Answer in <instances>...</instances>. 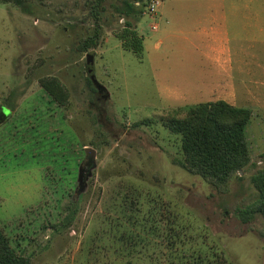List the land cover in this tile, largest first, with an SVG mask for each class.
Instances as JSON below:
<instances>
[{"label": "rangeland", "instance_id": "obj_1", "mask_svg": "<svg viewBox=\"0 0 264 264\" xmlns=\"http://www.w3.org/2000/svg\"><path fill=\"white\" fill-rule=\"evenodd\" d=\"M30 1L26 14L0 0V227L15 252L28 264H185L193 251L264 264V216H237L257 197L250 176L264 166V0H98L96 15L93 0ZM124 1L141 14L116 11ZM159 4L171 8L167 25ZM209 8L224 15L215 28L229 41L255 39L247 83L263 82L260 105L240 101L253 105L250 160L225 186L185 167L170 129L172 118L233 83H220L211 58L192 49ZM125 19L141 37L140 54L116 36ZM51 80L61 101L41 83ZM85 147L96 153L83 173Z\"/></svg>", "mask_w": 264, "mask_h": 264}, {"label": "trees", "instance_id": "obj_2", "mask_svg": "<svg viewBox=\"0 0 264 264\" xmlns=\"http://www.w3.org/2000/svg\"><path fill=\"white\" fill-rule=\"evenodd\" d=\"M12 2L26 13H32L30 0H1ZM145 5L144 0H135ZM98 0H93L91 7L97 14ZM116 11L124 16L141 14L142 7L135 8L129 1H124L123 8L115 7ZM125 26L116 32L124 48L140 54L142 50L141 37L132 22L125 19ZM99 28L86 38L83 47L90 48L95 43ZM47 93L56 101L63 98L62 87L57 82L41 81ZM252 116L249 107L234 106L224 100L200 102L188 107L184 118H172L170 129L180 136V147L184 153L185 167L196 173L206 181L225 186L235 172L243 170L249 163L250 153L245 137V128ZM6 115L0 107V120ZM264 156V155H263ZM250 181L257 189V197L249 204L237 208V216L241 222L251 221L256 214L264 216V166L250 176ZM191 252L185 264H228L225 258L210 261L199 251ZM185 255V254H184ZM195 256V257H192ZM0 264H28V258L18 255L9 245L8 240L0 227Z\"/></svg>", "mask_w": 264, "mask_h": 264}, {"label": "crops", "instance_id": "obj_3", "mask_svg": "<svg viewBox=\"0 0 264 264\" xmlns=\"http://www.w3.org/2000/svg\"><path fill=\"white\" fill-rule=\"evenodd\" d=\"M160 4L158 7L157 18L160 17L161 20H163L164 17L166 21L165 24L167 25V23H169V20L166 18L168 16L167 12H169L171 8L167 9V7L169 6V2L167 3V7L164 6L161 8ZM218 4L219 3L217 1L216 5ZM185 10L187 11V9ZM212 10V8L208 9V12L204 16L205 20L202 21L203 23H196V25L194 26L193 30L198 34V37L200 38L198 39V41L200 42V44L199 42L197 44H195L194 42V46H192V49L194 50V53H199L202 56L205 55L207 59L211 58V61L213 62V68L216 70L217 75L220 76L219 78H222L220 83H223V79L227 78H232L233 80L230 88H224V86H222L221 90H218L219 94L217 99L215 100L221 99L232 105L243 107H249L253 105H244L240 103V101L243 102L249 100L253 104L255 103L254 106H256L257 104L260 105L259 102L262 99L258 94V86L263 82H261L260 79L251 78V81L249 83L252 85V87L247 83V77H249V75L251 77H254L251 71L253 68V60H255L257 56V49L254 46L255 39L251 40L246 38L244 42H248V44L244 45L241 43V36L234 33L233 40L229 41L226 35H224V31L220 32L219 29L215 28L217 27V23H219L220 19H222L224 15H219L217 12L213 13ZM216 11H218V8ZM158 27L159 23L157 24L156 22L154 30H157ZM169 28H172L171 24H169ZM234 40L236 41V44L230 45V42H234ZM162 41L163 38L159 37L156 41V44L159 43L160 45L162 44ZM261 67L264 69V66ZM236 83L239 85H241L240 83H242L245 87L243 98L238 94L235 88Z\"/></svg>", "mask_w": 264, "mask_h": 264}, {"label": "water", "instance_id": "obj_4", "mask_svg": "<svg viewBox=\"0 0 264 264\" xmlns=\"http://www.w3.org/2000/svg\"><path fill=\"white\" fill-rule=\"evenodd\" d=\"M92 54L91 53H88L87 56H86V60H87V63H88V72L90 73V77L91 79L93 80V82H96L93 74H92ZM84 152H85V161L86 159L90 160L91 161V164L94 165V157H95V149L91 148V147H85L84 148ZM90 174V171L87 172V174H85V178H87V176Z\"/></svg>", "mask_w": 264, "mask_h": 264}, {"label": "flooded vegetation", "instance_id": "obj_5", "mask_svg": "<svg viewBox=\"0 0 264 264\" xmlns=\"http://www.w3.org/2000/svg\"><path fill=\"white\" fill-rule=\"evenodd\" d=\"M90 163V160L86 159V161L83 162L82 164V172L84 173L85 170L87 169L86 166Z\"/></svg>", "mask_w": 264, "mask_h": 264}]
</instances>
